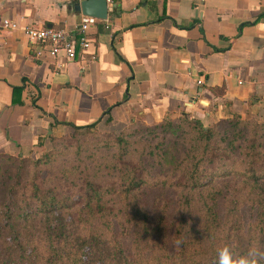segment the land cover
I'll return each instance as SVG.
<instances>
[{"label":"crops","instance_id":"obj_1","mask_svg":"<svg viewBox=\"0 0 264 264\" xmlns=\"http://www.w3.org/2000/svg\"><path fill=\"white\" fill-rule=\"evenodd\" d=\"M74 0H0V154L40 153L73 127L185 116L264 122V0H119L66 61L35 56L22 27L73 31ZM201 83L198 84L197 80Z\"/></svg>","mask_w":264,"mask_h":264},{"label":"trees","instance_id":"obj_2","mask_svg":"<svg viewBox=\"0 0 264 264\" xmlns=\"http://www.w3.org/2000/svg\"><path fill=\"white\" fill-rule=\"evenodd\" d=\"M179 118L180 127L163 119L154 128L180 130L179 147L161 141L150 158L140 160L126 140L113 138L117 171L108 187L94 182L99 169L66 194L32 185L16 200L8 186L0 264H215L225 245L237 255L264 249V122L233 116L205 127ZM17 159L0 154L1 162ZM151 191L158 194L148 210Z\"/></svg>","mask_w":264,"mask_h":264},{"label":"rangeland","instance_id":"obj_3","mask_svg":"<svg viewBox=\"0 0 264 264\" xmlns=\"http://www.w3.org/2000/svg\"><path fill=\"white\" fill-rule=\"evenodd\" d=\"M179 117L164 119L171 122L175 128L183 125ZM187 119L191 120L192 118ZM242 120L257 122L253 118H243ZM162 121L145 123L141 119H135L120 129L100 125L86 132L62 134L53 138L50 144L41 149L38 154L20 157L15 161L16 163L5 162L4 160L1 162L0 160V204H4L7 200L8 186H11L10 194L16 200L25 199L32 185L50 188L57 194H66L79 190L83 176L92 174L98 169L100 175L98 178H94V182L101 187L110 186L116 180L115 173L117 171V156L113 138L121 136L123 140H126L129 148L136 151V156L140 160L145 155L150 158L149 154L155 151L161 141L163 143L168 142V145L174 150L179 147L178 135L181 133L180 130L163 131L162 127L154 129ZM111 161L113 163L109 165L108 162ZM105 164L113 169L111 175L103 170ZM140 166L146 168V164ZM151 192V197L144 198L145 208L148 210L152 207L153 195L158 194L156 191ZM159 197L163 196L159 195ZM106 199L108 198L106 197ZM109 200L107 202L115 203L113 197ZM112 206L115 210L118 209L117 203ZM109 221L114 223L118 222V219L114 217ZM7 235L3 220H1L0 237L5 238Z\"/></svg>","mask_w":264,"mask_h":264},{"label":"built area","instance_id":"obj_4","mask_svg":"<svg viewBox=\"0 0 264 264\" xmlns=\"http://www.w3.org/2000/svg\"><path fill=\"white\" fill-rule=\"evenodd\" d=\"M80 2L82 0H74ZM106 6L114 5L119 0H104ZM97 19L88 16H82L78 26L73 31L55 28L51 26H29L22 27V32L25 35L28 43L35 48V56H40L45 53L49 57H58L66 61H71L75 58L77 50L79 52L87 49L91 43L87 36L86 30L89 25L94 24ZM0 28L9 31L16 28V24L10 20L2 19ZM200 84L201 80L198 79Z\"/></svg>","mask_w":264,"mask_h":264},{"label":"clouds","instance_id":"obj_5","mask_svg":"<svg viewBox=\"0 0 264 264\" xmlns=\"http://www.w3.org/2000/svg\"><path fill=\"white\" fill-rule=\"evenodd\" d=\"M175 243L179 246L182 241L176 240ZM261 261H264V249L251 247L237 255L230 246L225 245L218 250L215 264H261Z\"/></svg>","mask_w":264,"mask_h":264},{"label":"water","instance_id":"obj_6","mask_svg":"<svg viewBox=\"0 0 264 264\" xmlns=\"http://www.w3.org/2000/svg\"><path fill=\"white\" fill-rule=\"evenodd\" d=\"M77 8L83 16L93 17L99 20H105L108 7L104 0H82Z\"/></svg>","mask_w":264,"mask_h":264}]
</instances>
